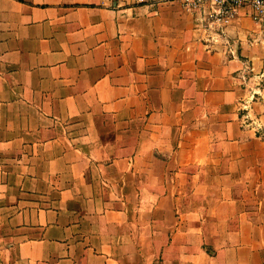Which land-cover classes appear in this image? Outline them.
<instances>
[{
	"label": "crops",
	"instance_id": "obj_1",
	"mask_svg": "<svg viewBox=\"0 0 264 264\" xmlns=\"http://www.w3.org/2000/svg\"><path fill=\"white\" fill-rule=\"evenodd\" d=\"M223 28L179 0H0V264H264V24Z\"/></svg>",
	"mask_w": 264,
	"mask_h": 264
},
{
	"label": "built area",
	"instance_id": "obj_2",
	"mask_svg": "<svg viewBox=\"0 0 264 264\" xmlns=\"http://www.w3.org/2000/svg\"><path fill=\"white\" fill-rule=\"evenodd\" d=\"M188 10L196 14L198 25L206 32H213L209 36L212 40L224 32L223 26L228 24L241 6L251 9V16L255 21L264 24V0H179ZM251 93V92H250ZM253 93L249 95V98Z\"/></svg>",
	"mask_w": 264,
	"mask_h": 264
},
{
	"label": "rangeland",
	"instance_id": "obj_3",
	"mask_svg": "<svg viewBox=\"0 0 264 264\" xmlns=\"http://www.w3.org/2000/svg\"><path fill=\"white\" fill-rule=\"evenodd\" d=\"M257 74H260L257 73ZM253 96L249 98L248 109L251 111L246 118V123L251 124L256 134L264 139V76L252 80L249 86Z\"/></svg>",
	"mask_w": 264,
	"mask_h": 264
}]
</instances>
